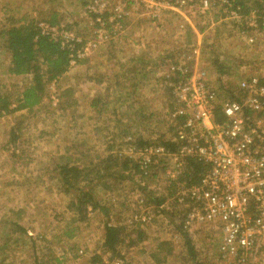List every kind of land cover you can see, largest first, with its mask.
Segmentation results:
<instances>
[{
    "label": "rangeland",
    "instance_id": "1",
    "mask_svg": "<svg viewBox=\"0 0 264 264\" xmlns=\"http://www.w3.org/2000/svg\"><path fill=\"white\" fill-rule=\"evenodd\" d=\"M88 1L92 0H0V33L13 21L47 19L58 8L64 23L67 19L76 21L67 23L72 26L69 31L95 44L60 78L59 87L54 81L49 84L48 98L32 112L25 109L0 116V264H93L96 253L102 255L103 262L95 264H194L178 227V215L170 218L167 208L165 212L157 209L155 202L145 200L138 187V183L145 184L157 199H165L167 207L178 194V183H168L157 171V178L136 175V182L126 180L112 189L99 185L97 197L108 214L90 209L88 217L81 221L69 207L74 197L63 191L55 167L68 156L81 157L83 163L94 162L112 146L119 155L129 136L139 142L138 139L155 140L161 135L168 139L173 135L175 122L169 116L174 98L165 88L166 81H160L159 86L155 83L157 76L155 81L149 80L144 71L147 59L169 57L167 65L159 62L162 75L170 72L174 63L191 64L197 74L205 72L220 97H238L235 87L244 76L264 75V29L224 16L226 7L222 3L204 13L186 8L177 14L163 8L149 10L142 0L138 4L104 0L108 14H125L123 29L116 36L106 31L103 37H94L93 23L85 11ZM245 16L257 21L255 13ZM194 45L200 48L193 57ZM10 62L0 37V83L3 91L15 99L32 75H11ZM226 70L228 74L223 75ZM118 75L124 82L115 90ZM219 78L232 93L220 87ZM138 81L141 86L133 83ZM70 87L76 103L62 112L57 107V93ZM120 92L122 98L131 93L137 101L108 103L100 112L90 105L94 97L115 100ZM140 107L144 116L138 112ZM117 118H121L118 127ZM19 121L21 130L13 141L11 129ZM144 211L149 213L150 223L139 224L136 216ZM106 223L124 228L122 238L136 239L131 246H120L121 257L102 251ZM192 241L198 256L209 260L214 248L206 249L200 237ZM161 242L170 243L164 245V249H171L166 257L165 250H159ZM158 253L164 257L162 263L153 257Z\"/></svg>",
    "mask_w": 264,
    "mask_h": 264
},
{
    "label": "built area",
    "instance_id": "2",
    "mask_svg": "<svg viewBox=\"0 0 264 264\" xmlns=\"http://www.w3.org/2000/svg\"><path fill=\"white\" fill-rule=\"evenodd\" d=\"M121 1L137 3L139 0ZM141 2L149 10L163 8L177 14L186 8L204 13L222 3L226 7L222 11L224 16L250 27L258 26L256 20L249 19L240 6H234L229 0ZM106 4L104 0H92L85 5L94 26V37H103L106 31L116 36L123 29L125 14H108ZM39 26L44 32L60 36L62 46L70 51L71 65L95 46L88 41L83 43L72 31L51 27L43 21ZM199 48L192 46L193 57ZM169 70L168 85L174 98L169 117L175 122V128L168 139L177 149L172 151L160 143L139 145L129 136L120 155L125 153L124 156L133 159L144 177L157 178L159 171L168 183L180 185L178 194L166 208L178 215L182 232L194 241L200 237V244L206 249L214 248L205 262L264 264V75L244 76L235 87L239 96L229 94L223 98L205 72L197 74L191 64L174 63ZM218 114L220 121H217ZM189 159L199 161L204 171L198 183L186 186V181L179 179L184 177ZM136 219L149 223L151 217L144 211ZM197 258L202 260L200 255Z\"/></svg>",
    "mask_w": 264,
    "mask_h": 264
},
{
    "label": "trees",
    "instance_id": "3",
    "mask_svg": "<svg viewBox=\"0 0 264 264\" xmlns=\"http://www.w3.org/2000/svg\"><path fill=\"white\" fill-rule=\"evenodd\" d=\"M229 1L232 2L234 6H240L241 12L244 15L255 13L259 29H264V0ZM42 21L48 23L51 27H58L60 30H70L72 27L61 22L57 16V13L52 12V14L47 19L43 20L30 19L26 22H21V20L13 21L9 27L4 28L0 33V37L3 39V47L9 52L11 56L8 72L11 75H32L30 83L15 99H13L9 93L3 91L4 87L0 83V116L10 113L13 114L25 109L28 110L27 112H32L37 105H41L44 99L48 98L49 84L54 81L59 87L60 78L71 67L70 51L66 47L62 46V40L60 39L59 35H52L51 32L43 31V29L39 26V23ZM247 28L250 29L249 27ZM191 31L192 29L190 28V32ZM82 41L85 43L84 40ZM168 58L169 57L166 55L160 56L159 59L161 60L157 58L155 61L151 60L150 63H153V66H156L160 61H163V63L167 65L168 63L166 60ZM160 67L161 66L159 65L157 68ZM221 69L223 71V66ZM226 74H228L227 70L225 73H223V75ZM169 75H171V72H166L165 74L161 75V80L159 81H166L168 83L169 78H171ZM123 82L124 81H121L120 76L118 75L115 83L113 84L115 86V90H118L121 83ZM217 83H220V87L222 89H228L230 92H232V90L229 89V85L224 84L223 78H219ZM125 84L126 83H124V85ZM166 88L170 92L169 94H172V88L168 84ZM109 93L110 91H108V96ZM121 95L122 94L120 92L119 96L115 97V100L106 99L105 101H103L100 96H97L91 99L90 105L100 112V108L106 107L108 103L116 105V103L120 102L121 100L126 101L127 103L128 101L131 102L130 97L122 98ZM73 96L74 92L71 87L62 91L60 90V92L57 93L58 109L62 110V112H65L67 107H71L74 103H76V100ZM130 108H132V106H130ZM138 112L142 113V116L145 115L143 113V108L141 107ZM217 116V121H220L221 117L219 114ZM117 119L118 127L121 123V118ZM20 124L21 121H19L13 127L14 129H11V136H14L13 141L18 139V131L21 130ZM172 130L173 127H170V131ZM138 140L139 142L137 143L139 145L160 143L172 151L177 149V146L171 141V139H165L162 135L155 140ZM82 148V146L78 147V151H80V153ZM109 148L110 149L106 154L98 155L94 162L83 163L81 157L73 159L72 156H68L66 161L58 163L55 167L58 172V179L61 182L63 191L65 193L72 194L74 197L71 200L69 207L79 215V220L81 221L88 217V212L90 209L93 211L99 209L105 214H108V209L104 207L105 205H102L101 201L97 197V188L99 185L102 186V188L105 187L106 189H112L116 188V184L120 186L122 183L126 182V180L135 181L136 175H140L139 178L143 179V175L141 174L142 171L139 165L133 159L129 158L128 156L121 157L120 154L118 155L114 153L113 146ZM65 157L66 156L62 158ZM203 171L204 167L199 161L189 159L187 169L182 175L184 177H181L179 181L185 180L186 186L196 184L200 181ZM142 186L138 183V187L141 189L140 194L144 196L145 200L149 203L155 202L156 208L160 209L162 212H165L166 207L163 206L166 202L165 199H157L152 194V192L148 190L145 184ZM144 198L142 200H144ZM166 210L168 212L167 215H169L170 218L175 215L173 210ZM139 224L147 223L139 221ZM180 226L182 227V225H178L179 230L181 228ZM136 232L138 233V230ZM123 234H125L124 228L106 223L102 243L103 253H110L111 256L118 255L121 257L120 246H131L135 244L136 239L127 240L126 238H122ZM183 234L187 253L192 258V260H194V264H209L204 260H199L197 258L198 252L195 249L192 238L188 233L183 232ZM137 239L140 240V238ZM169 244L170 243L168 242L159 243V250H165L164 257L171 253V249H164V245ZM153 257L158 263H162L164 260V257H159V253ZM92 261L93 264H95L97 261L103 262L102 255L96 253L93 256Z\"/></svg>",
    "mask_w": 264,
    "mask_h": 264
},
{
    "label": "crops",
    "instance_id": "4",
    "mask_svg": "<svg viewBox=\"0 0 264 264\" xmlns=\"http://www.w3.org/2000/svg\"><path fill=\"white\" fill-rule=\"evenodd\" d=\"M60 5H62L63 7H65V6H67V5H63V3H61ZM62 9L63 8H60L59 10H61V12H62ZM57 10H58V8H54V11L53 12H56L57 13V16H58V18L60 19V21L61 22H63L64 23V18L62 17V15L60 14L59 15V13L57 12ZM64 10V9H63ZM63 14V13H62ZM66 22V24L68 23V22H76V21H73V20H66L65 21ZM195 31V30H194ZM160 56H164V55H159L157 58L159 59V57ZM161 60V59H160ZM161 62H163V61H161ZM146 65H145V69H144V71H145V73H147V75H148V78H149V80L150 81H152V80H154L155 81V77L157 76V78H159L158 79V82H156L155 81V83H157V85H161V82H163V81H159V80H161L160 79V77H161V75H162V69H163V66H161L159 63L156 65V66H153V63H150V61H148V59L146 60ZM161 66L160 68H157L158 66ZM129 71H130V69H129V67L127 68V71H126V76L128 77L129 76ZM132 71V70H131ZM133 71H134V69H133ZM68 72V71H67ZM66 72V73H67ZM128 72V73H127ZM135 73H137L136 71H134ZM65 73V74H66ZM64 74V75H65ZM134 74V73H133ZM134 76H137L138 77V75H136V74H134ZM125 77V76H124ZM129 78V77H128ZM143 83H144V80L142 81ZM133 83H135V85H139V86H141L142 85V83H140L139 81L138 82H133ZM164 83V82H163ZM134 85V86H135ZM166 88V87H165ZM167 89V88H166ZM168 91V90H167ZM129 96L128 97H130V99L132 100V101H135L136 99H135V95H131V93H129L128 94ZM102 243H103V239H102ZM16 244H18V243H16ZM6 245H7V242H6Z\"/></svg>",
    "mask_w": 264,
    "mask_h": 264
}]
</instances>
